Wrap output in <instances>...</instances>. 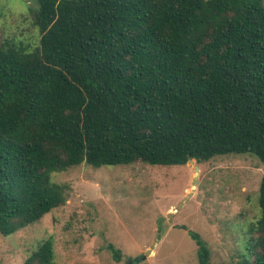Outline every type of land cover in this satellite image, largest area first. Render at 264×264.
I'll return each mask as SVG.
<instances>
[{
	"label": "trees",
	"instance_id": "trees-1",
	"mask_svg": "<svg viewBox=\"0 0 264 264\" xmlns=\"http://www.w3.org/2000/svg\"><path fill=\"white\" fill-rule=\"evenodd\" d=\"M36 1L38 45L0 41V234L62 206L52 175L81 164L249 154L263 177L242 264H264V0ZM54 257L46 239L21 264Z\"/></svg>",
	"mask_w": 264,
	"mask_h": 264
},
{
	"label": "rangeland",
	"instance_id": "rangeland-1",
	"mask_svg": "<svg viewBox=\"0 0 264 264\" xmlns=\"http://www.w3.org/2000/svg\"><path fill=\"white\" fill-rule=\"evenodd\" d=\"M37 8L36 0H0V41L36 47ZM262 177V164L249 154L183 166L81 164L52 175L67 186L62 206L10 236L0 234V264L23 263L46 239L55 264H198L188 231L206 242L210 264H242L249 225L259 217ZM108 244L120 251L119 262Z\"/></svg>",
	"mask_w": 264,
	"mask_h": 264
},
{
	"label": "water",
	"instance_id": "water-1",
	"mask_svg": "<svg viewBox=\"0 0 264 264\" xmlns=\"http://www.w3.org/2000/svg\"><path fill=\"white\" fill-rule=\"evenodd\" d=\"M144 258H145V257H144V256H142L141 260H144Z\"/></svg>",
	"mask_w": 264,
	"mask_h": 264
}]
</instances>
